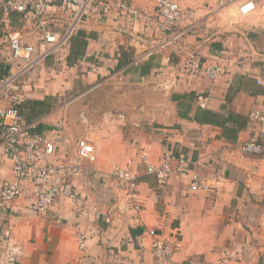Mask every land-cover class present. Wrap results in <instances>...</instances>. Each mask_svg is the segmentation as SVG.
Returning a JSON list of instances; mask_svg holds the SVG:
<instances>
[{"label": "crops", "instance_id": "obj_1", "mask_svg": "<svg viewBox=\"0 0 264 264\" xmlns=\"http://www.w3.org/2000/svg\"><path fill=\"white\" fill-rule=\"evenodd\" d=\"M129 1L146 18L133 21L129 13L122 15L118 21L124 33L112 30L113 16L108 24L81 28L65 49L39 61L16 83L25 98L26 123L55 145L50 160L71 159L78 137L93 144L96 160L92 170L73 180L83 207L56 196L44 213H37L28 183L21 197L0 207V264H264V154L242 148L251 138L264 147V120L251 118L254 110L264 114V4L240 17L236 7L242 0H175L197 10L183 44L202 61L222 50L227 69L213 81L197 76L165 89L171 72L184 73V55L165 50L131 67V59L145 48L136 37H150L157 29L152 23L155 0ZM28 24L20 13L0 11V73L13 64L8 30ZM238 58L245 62L227 61ZM115 69H122L126 79L151 82L142 89L147 96L143 111L137 117L127 114L126 124L114 120L97 131H68L64 123L71 119L60 120L58 102L67 93L88 91L89 84L104 86ZM76 107L72 103L69 110ZM202 110L214 113L220 123L196 121ZM72 120L74 126L79 123L78 117ZM165 151L184 153L195 163L172 161L161 189L153 175L138 167L142 210L113 211L126 195L111 174L113 165L131 160L137 167L143 153L158 162ZM11 165L0 139V181L13 179ZM193 175L207 187L191 191ZM151 228L179 243L164 262L153 254ZM81 232L86 233L84 249L77 242Z\"/></svg>", "mask_w": 264, "mask_h": 264}, {"label": "built area", "instance_id": "obj_2", "mask_svg": "<svg viewBox=\"0 0 264 264\" xmlns=\"http://www.w3.org/2000/svg\"><path fill=\"white\" fill-rule=\"evenodd\" d=\"M223 2L224 0H219V3ZM260 3H264V0H242L236 7V13L240 17L246 16L255 11ZM0 11L3 14L20 13L24 19L32 16L36 27L42 30V41L38 49L25 40L22 31H10L8 35L13 64L6 75H0V101L8 103L0 105V139L11 159L14 179L0 181V207H8L19 198L24 183L33 186L32 207L37 213H44L56 196L81 205V198L73 180L80 176L82 171L92 170L90 165L96 160L93 144L85 138H77L71 150V159L58 163L50 160V156L55 152V145L44 134L33 131L31 125L24 120L21 110L24 96L17 92L16 83L21 77L28 75L39 59L49 55L53 47L65 45L72 32L81 25L100 24L112 14L121 16L129 13L135 21H140L146 16L126 0H0ZM195 17L196 9L181 7L175 0H155L152 23L157 29V34L136 37L137 43L145 45V48L138 53L132 64L138 65L142 59L161 51L175 50L184 55L181 69L187 78L204 76L211 81L219 78L227 69L222 51H217L202 61L194 49H188L183 44V38L191 30ZM240 60L243 59L227 61L233 65L241 64ZM251 117L263 121V111L256 110L251 113ZM242 148L249 153L264 154V147L255 138L249 139ZM173 158L172 154L165 153L160 163L154 164L149 162L143 153L138 167L153 175L158 188L161 189L168 181ZM82 161L87 164H82ZM177 161L180 166L188 163L183 157H178ZM138 167L133 169L129 164L113 165L112 176L126 189L120 206L115 205L113 211L118 209L123 213L142 210L137 188L140 172ZM206 187L203 181L193 175L188 188L195 191ZM147 233L152 237V251L158 262L168 260L176 246H179L170 236L161 238L155 229H148ZM85 241L86 233L81 232L77 241L80 249H84Z\"/></svg>", "mask_w": 264, "mask_h": 264}, {"label": "rangeland", "instance_id": "obj_3", "mask_svg": "<svg viewBox=\"0 0 264 264\" xmlns=\"http://www.w3.org/2000/svg\"><path fill=\"white\" fill-rule=\"evenodd\" d=\"M126 1L128 4H130L129 0H126ZM262 4H264V3H262ZM185 8L196 9L194 7H185ZM122 15H128V13H124ZM196 15H197V10H196ZM54 16L56 17V15H54ZM110 16L114 17V20L110 21V24H109V25H112V28H113L112 30L124 33L125 28L118 21V20H122L124 17L116 16L114 14H112ZM110 16L109 17L107 16L103 20V22L100 23V25L105 24V23L108 24L107 22H108ZM129 17H130V14H129ZM25 20L27 21V23H29L27 26H23L22 28L11 29L8 31H13V32L14 31H22L25 40L28 36V38L31 40H30V42L27 40L26 41L33 44L36 47V49H38V47L42 41L41 40L42 30L40 28L36 27L35 20L32 16L27 17ZM32 20H33V22H32ZM133 21H135V20H133ZM90 25H92V24L87 23V24L81 25L80 27L75 29L72 32L71 36L69 37L68 41L65 43V45H63L61 47H56V48L53 47L52 50L50 51V54L44 58H47L48 56H50L51 54H53L56 51L61 52V50L65 49L69 45L70 38L79 29L85 28L88 26L90 27ZM95 25H99V24H95ZM95 25H92V26H95ZM26 34H27V36H26ZM220 51H222V50H220ZM222 53H224V52L222 51ZM153 55H155V54H153ZM136 57L137 56H135L134 58L131 59V61H130L131 67L137 66V65L132 64V61ZM44 58L39 59L38 62ZM38 62L36 63L35 66H37ZM244 62H245L244 60H240L239 63H244ZM9 70L6 72V74L9 72ZM124 70H125V68H123V71ZM114 71H115L114 75L111 73V76L107 79V81H105L104 86H101L100 82L96 85L95 84H89L88 86L90 89H88V91H86L82 94L79 93L80 95H78V93H76L74 95L67 93L63 97L61 102H58V105L55 109L58 110L57 115L59 116L60 120L71 119V120H67L64 123L66 128L68 129V131L69 130L73 131L74 129H75V132L77 130H79V132H80L83 129H85V130L89 129V130L97 131V129L100 128L103 123L104 124H111V123H114V120L119 121V123H121V124H126V122L131 119L130 117H128L127 114H130L133 117H137L139 115V113H141L143 111L144 108L140 107L142 105L141 101H142V99L146 98L147 96L144 92H142V89H146L147 87H149L150 85L148 86V84H150L151 82L149 83L147 81V83H145V80L142 81V80H137L134 78H127L126 79L125 75L122 74V72H123L122 69H121V71H118L116 69ZM177 72H180L179 69L177 70ZM177 72L176 71L171 72L172 81H169L170 83L167 85V87H165V89H172V88L174 89V87L176 88L178 83L179 84H180V82L183 83L182 81L188 79L186 76H184L185 73H183L182 75L179 76V75H176ZM1 74L6 75L5 73H0V75ZM160 74H158L159 77L161 76ZM224 74L225 73H222V75H224ZM177 77L180 80L182 78H184V80H181V81L178 80L175 82L174 79ZM68 79L69 78H67V80ZM102 81L103 80H101V82ZM173 81L175 82V84ZM143 84L147 85V86L145 87V86H143ZM156 86L157 85H155V87ZM158 87H160V86H158ZM17 92L20 93L18 90H17ZM202 98H203V96H201V95L196 96L197 102L201 103L203 100ZM24 101H25V98H23L22 102H24ZM72 103L74 105H77V107H76V109L70 111L69 108L72 105ZM122 103H126V104L124 105ZM118 105H120L121 107H118ZM254 111H256V110H254ZM76 117H78L79 123H75V126H74L71 121H74V120H72V118L75 119ZM24 120L26 121V115H24ZM146 125H147V123L142 124V127L143 126L146 127ZM78 138H84V137H78ZM165 153L172 154L174 156L172 161H176L178 164H179V161H177L178 157L179 158L183 157L184 159H186L188 161L189 164L195 163L186 154L181 153L179 155H176L172 151H165L164 153H162L158 162H151L148 158V155H146V157H147V160L149 162L154 163V164H158L162 160V157L164 156ZM139 161H140V158H139ZM126 164H129L130 167L133 168L131 160H127ZM126 164H124V165H126ZM124 165H121V166H124ZM138 166H139V163H138L137 167ZM137 167H134V168H137ZM13 179H14V177H13ZM1 181H8V180H1ZM24 184H26V183H24ZM28 184H30V183H28ZM24 190L25 189L23 187L22 194L24 193ZM31 193H33V199H34L33 186L31 188ZM75 205H79V204H75ZM79 206L83 207V203H81V205H79Z\"/></svg>", "mask_w": 264, "mask_h": 264}, {"label": "trees", "instance_id": "obj_4", "mask_svg": "<svg viewBox=\"0 0 264 264\" xmlns=\"http://www.w3.org/2000/svg\"><path fill=\"white\" fill-rule=\"evenodd\" d=\"M76 33L81 34L80 30H78ZM71 38H70V40H71ZM69 43H70V41H69ZM215 116L216 115H214V113L202 110L199 113L195 114L194 119L196 121H198L199 123H212V124L220 123L219 121L215 120ZM243 125H245V124L242 123V125L240 127H242Z\"/></svg>", "mask_w": 264, "mask_h": 264}]
</instances>
